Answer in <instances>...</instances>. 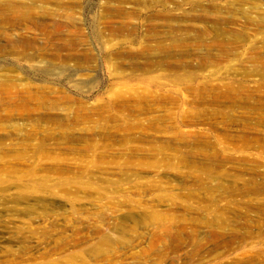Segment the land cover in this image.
<instances>
[{
    "label": "rangeland",
    "instance_id": "1",
    "mask_svg": "<svg viewBox=\"0 0 264 264\" xmlns=\"http://www.w3.org/2000/svg\"><path fill=\"white\" fill-rule=\"evenodd\" d=\"M0 264H264V0H0Z\"/></svg>",
    "mask_w": 264,
    "mask_h": 264
}]
</instances>
